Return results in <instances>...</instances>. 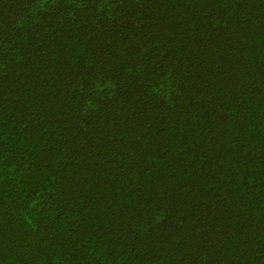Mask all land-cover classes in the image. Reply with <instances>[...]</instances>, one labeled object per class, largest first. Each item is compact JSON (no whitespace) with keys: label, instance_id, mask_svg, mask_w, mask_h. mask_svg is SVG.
I'll return each mask as SVG.
<instances>
[{"label":"trees","instance_id":"obj_1","mask_svg":"<svg viewBox=\"0 0 264 264\" xmlns=\"http://www.w3.org/2000/svg\"><path fill=\"white\" fill-rule=\"evenodd\" d=\"M0 264H264V0H0Z\"/></svg>","mask_w":264,"mask_h":264}]
</instances>
